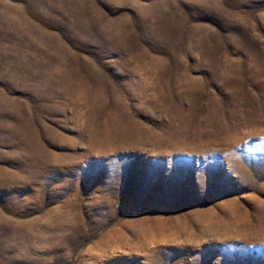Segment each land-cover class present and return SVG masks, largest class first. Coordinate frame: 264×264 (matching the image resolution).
<instances>
[{
	"label": "rangeland",
	"instance_id": "1",
	"mask_svg": "<svg viewBox=\"0 0 264 264\" xmlns=\"http://www.w3.org/2000/svg\"><path fill=\"white\" fill-rule=\"evenodd\" d=\"M0 264H264V0H0Z\"/></svg>",
	"mask_w": 264,
	"mask_h": 264
}]
</instances>
